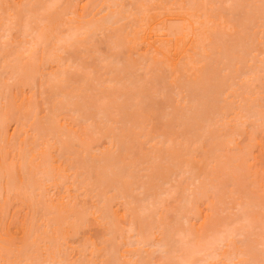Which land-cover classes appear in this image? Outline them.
<instances>
[{
  "label": "rangeland",
  "instance_id": "obj_1",
  "mask_svg": "<svg viewBox=\"0 0 264 264\" xmlns=\"http://www.w3.org/2000/svg\"><path fill=\"white\" fill-rule=\"evenodd\" d=\"M0 264H264V0H0Z\"/></svg>",
  "mask_w": 264,
  "mask_h": 264
},
{
  "label": "bare ground",
  "instance_id": "obj_2",
  "mask_svg": "<svg viewBox=\"0 0 264 264\" xmlns=\"http://www.w3.org/2000/svg\"><path fill=\"white\" fill-rule=\"evenodd\" d=\"M151 28H152V26H151ZM162 39V38H161ZM161 39H159V40H161ZM164 39V38H163ZM163 39H162V41H163ZM166 40V39H165ZM156 41V40H155ZM158 42V41H157ZM164 249H165V245L164 244H159V246H158V250L159 251H162V252H164ZM211 257V256H210Z\"/></svg>",
  "mask_w": 264,
  "mask_h": 264
},
{
  "label": "snow or ice",
  "instance_id": "obj_3",
  "mask_svg": "<svg viewBox=\"0 0 264 264\" xmlns=\"http://www.w3.org/2000/svg\"><path fill=\"white\" fill-rule=\"evenodd\" d=\"M5 8H8V9H10V8H11V6H10V5H6V6H5Z\"/></svg>",
  "mask_w": 264,
  "mask_h": 264
}]
</instances>
